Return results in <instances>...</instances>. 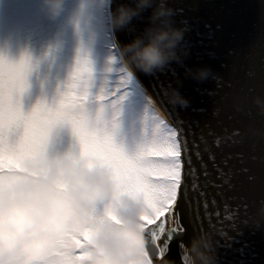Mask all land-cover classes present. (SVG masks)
Wrapping results in <instances>:
<instances>
[{
  "label": "rangeland",
  "instance_id": "374dc122",
  "mask_svg": "<svg viewBox=\"0 0 264 264\" xmlns=\"http://www.w3.org/2000/svg\"><path fill=\"white\" fill-rule=\"evenodd\" d=\"M73 6L67 0L53 17L43 0H0V189L71 153L110 170L112 200L139 204L143 226L171 200L178 172L173 130L138 79L118 75L102 5L82 20L71 18ZM10 127L20 147L6 156ZM105 216L116 219L111 205H97L83 228L88 239ZM70 240L80 241L74 229L58 234L45 264H73ZM79 255L84 260L86 244ZM129 264H149L143 249Z\"/></svg>",
  "mask_w": 264,
  "mask_h": 264
},
{
  "label": "clouds",
  "instance_id": "9594fccd",
  "mask_svg": "<svg viewBox=\"0 0 264 264\" xmlns=\"http://www.w3.org/2000/svg\"><path fill=\"white\" fill-rule=\"evenodd\" d=\"M67 0H43L50 16L59 15ZM113 0H73L71 18L82 20L93 5L109 10L113 29L128 23L143 8L152 7L154 0H137V6L118 5ZM151 18L158 21L124 45L123 52L144 71H152L175 58V46L183 38L184 28L173 22L174 9L165 0H155ZM208 68L196 75L204 77ZM174 100L188 101L176 92ZM36 168V166H33ZM114 181L110 170L99 163L86 164L71 153L50 159L17 180L13 186L0 189V264H45L58 234L68 228L81 231L93 218L97 205H111L116 219L98 217L97 231L86 245L83 264H129L144 247L145 235L140 220V206L135 202L116 203L112 200ZM201 239L193 238L187 246L188 264H213L212 255L200 247ZM66 247L79 248L73 240ZM204 247L208 245L204 242ZM194 254V255H193ZM163 264H174L163 255Z\"/></svg>",
  "mask_w": 264,
  "mask_h": 264
},
{
  "label": "water",
  "instance_id": "95a60500",
  "mask_svg": "<svg viewBox=\"0 0 264 264\" xmlns=\"http://www.w3.org/2000/svg\"><path fill=\"white\" fill-rule=\"evenodd\" d=\"M145 73H143L144 75ZM145 76V81L146 83H148V78L146 75ZM149 84V83H148ZM151 88V87H150ZM185 189V187H184ZM174 206V205H173ZM182 209L183 211L190 215L191 217H193V221H192V226L189 225L187 232H183L181 231V229L184 227V225H182L181 220H182V216L180 215L179 211L174 212L173 211V207H172V213H173V225H167L163 234H167L168 237H170L172 239V243H171V248L170 251H164L162 249V253L163 256L166 259H170L174 262V264H186L183 260V258L187 261L188 263V259L187 257H185L183 255H181V252H183L184 254H186L187 256H189L188 254V249L187 246L190 245V243L192 242L193 238H197V239H201L202 243L200 245V247L203 246L204 240L203 239L205 236L203 235L204 233V228H201L198 233H195V226H193L194 221L198 222V225L201 227V223H200V217L198 214V210L196 208H194L192 206V204L189 202L188 198H187V191L186 189L184 190L183 193V204H182ZM170 218H171V211L168 212V216H166L164 218V220L161 218V221L163 220V222L161 223L160 227L158 228L157 232L155 233V239L158 236V232L160 231V229L163 226L164 222L170 223ZM185 222H187V220L185 219ZM158 224V222H157ZM156 225V224H155ZM152 227V230L156 227V226ZM162 234V235H163ZM146 242V246L147 249L151 255V258L153 259L154 264H163V261L158 259V252L159 249L157 247V245L155 244V242L152 241L150 236H146L145 239ZM194 255V254H193Z\"/></svg>",
  "mask_w": 264,
  "mask_h": 264
},
{
  "label": "snow or ice",
  "instance_id": "6c2138e0",
  "mask_svg": "<svg viewBox=\"0 0 264 264\" xmlns=\"http://www.w3.org/2000/svg\"><path fill=\"white\" fill-rule=\"evenodd\" d=\"M14 127V126H13ZM20 147L19 142L17 141V139L15 138V134L12 130V127H10L8 129V135L6 137V144H5V148H6V156L9 155L8 149L12 150V153L14 154V152ZM179 151V149L177 150ZM181 164V169L183 166V161H180ZM3 174V173H0ZM184 183L186 184L187 181L184 180ZM184 186L181 185L178 187V192H177V201L173 206V211H179L180 215L182 216V220L181 223L182 225H184V227L181 229V231L183 232H187L189 225L192 226V221H193V217H191L190 215L186 214L183 209H182V204H183V193H184ZM185 219L187 220V222H185ZM160 248L163 249L164 251L169 252L170 248H171V243H172V239L170 237H168V235L165 233L163 235L160 236L159 241H158ZM8 264H11V262L9 261Z\"/></svg>",
  "mask_w": 264,
  "mask_h": 264
},
{
  "label": "bare ground",
  "instance_id": "6f19581e",
  "mask_svg": "<svg viewBox=\"0 0 264 264\" xmlns=\"http://www.w3.org/2000/svg\"><path fill=\"white\" fill-rule=\"evenodd\" d=\"M137 79L141 82L143 88L147 91L148 96L152 99L155 100L152 93L149 91V89L147 88V86L144 84V82L140 79V77L135 73ZM158 105V104H157ZM159 107V106H158ZM160 109V108H159Z\"/></svg>",
  "mask_w": 264,
  "mask_h": 264
}]
</instances>
